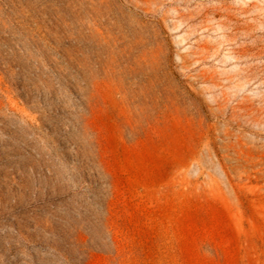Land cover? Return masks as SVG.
<instances>
[{"label": "rangeland", "instance_id": "374dc122", "mask_svg": "<svg viewBox=\"0 0 264 264\" xmlns=\"http://www.w3.org/2000/svg\"><path fill=\"white\" fill-rule=\"evenodd\" d=\"M0 264H264V0H0Z\"/></svg>", "mask_w": 264, "mask_h": 264}]
</instances>
